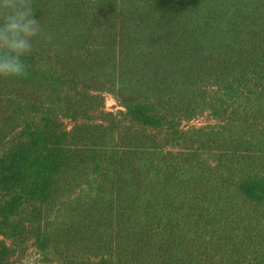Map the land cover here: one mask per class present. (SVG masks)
I'll use <instances>...</instances> for the list:
<instances>
[{
	"label": "clouds",
	"instance_id": "9594fccd",
	"mask_svg": "<svg viewBox=\"0 0 264 264\" xmlns=\"http://www.w3.org/2000/svg\"><path fill=\"white\" fill-rule=\"evenodd\" d=\"M43 28L32 0H0V77L23 78L30 55Z\"/></svg>",
	"mask_w": 264,
	"mask_h": 264
}]
</instances>
